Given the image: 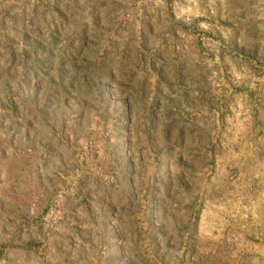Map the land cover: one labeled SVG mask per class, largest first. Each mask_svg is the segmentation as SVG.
<instances>
[{
  "label": "rangeland",
  "instance_id": "obj_1",
  "mask_svg": "<svg viewBox=\"0 0 264 264\" xmlns=\"http://www.w3.org/2000/svg\"><path fill=\"white\" fill-rule=\"evenodd\" d=\"M263 209L264 0H0V264H252Z\"/></svg>",
  "mask_w": 264,
  "mask_h": 264
},
{
  "label": "crops",
  "instance_id": "obj_2",
  "mask_svg": "<svg viewBox=\"0 0 264 264\" xmlns=\"http://www.w3.org/2000/svg\"><path fill=\"white\" fill-rule=\"evenodd\" d=\"M264 210V209H263ZM262 211V210H261ZM261 212L257 213L258 223L255 225V229L253 228L251 234L253 236V242H251L252 246L256 248L255 252H251V256L249 257V261L252 264H264V221L262 220Z\"/></svg>",
  "mask_w": 264,
  "mask_h": 264
}]
</instances>
